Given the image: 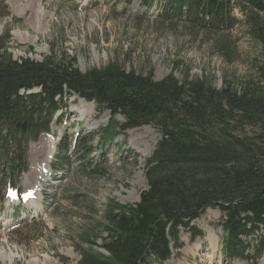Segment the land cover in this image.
Segmentation results:
<instances>
[{
  "label": "trees",
  "instance_id": "obj_1",
  "mask_svg": "<svg viewBox=\"0 0 264 264\" xmlns=\"http://www.w3.org/2000/svg\"><path fill=\"white\" fill-rule=\"evenodd\" d=\"M153 1L143 3L151 7ZM162 2L165 19L214 32L232 29L238 9L261 42L264 59V0ZM9 38L8 31L0 36V199L6 188L20 193L21 177L29 171V141L50 133L56 111L66 110L67 100L78 95L112 115L95 133L103 141L153 123L162 138L146 163L148 189L135 204L108 201L103 223L78 237L77 264H163L173 248H182V230H190L193 239L204 236L192 222L209 208L222 213L225 258L259 263L264 255V60L255 77L224 79L217 88L208 78L180 82L169 74L154 80L116 61L81 72L65 53L61 59L14 60L5 49ZM25 121L23 131L17 125ZM68 147L62 142L56 157L66 159ZM12 214L22 215L18 208Z\"/></svg>",
  "mask_w": 264,
  "mask_h": 264
},
{
  "label": "rangeland",
  "instance_id": "obj_2",
  "mask_svg": "<svg viewBox=\"0 0 264 264\" xmlns=\"http://www.w3.org/2000/svg\"><path fill=\"white\" fill-rule=\"evenodd\" d=\"M164 6L162 0L151 7L143 0H0V36L8 31L5 49L14 60L42 61L51 55L61 59L65 53L81 72L116 61L126 71L152 75L154 80L169 74L180 82L208 78L217 88L224 79L255 77L256 65L264 60L263 46L249 33L238 9L239 22L232 29L214 32L165 19ZM111 116L107 109L100 111L96 103L75 95L67 100L66 110L56 111L51 132L29 141L30 170L20 180L26 199L9 197L8 188L0 199L1 215L12 219L0 221V253H16L11 263L0 258V264H77L78 237L85 228L103 223L108 201L140 200L148 189L146 163L162 130L156 123L143 125L106 142L95 133L111 122ZM117 121L124 119L118 116ZM246 132L254 134L253 129ZM62 142L69 145L66 159L56 157ZM47 157L58 168L53 173L50 168L47 181L36 185L32 168ZM35 188L40 190L38 199L33 198ZM16 208L23 213L19 219L12 215ZM221 216L214 208L203 212L192 225L204 236L193 239L190 230H182V248H173V256L163 264H208L205 254L213 232L218 237L214 264H248L225 258ZM258 264H264V255Z\"/></svg>",
  "mask_w": 264,
  "mask_h": 264
},
{
  "label": "bare ground",
  "instance_id": "obj_3",
  "mask_svg": "<svg viewBox=\"0 0 264 264\" xmlns=\"http://www.w3.org/2000/svg\"><path fill=\"white\" fill-rule=\"evenodd\" d=\"M88 112V111H87ZM82 114H86V113H82ZM87 116V115H86ZM49 136V135H48ZM46 140V139H45ZM46 146V145H44ZM51 151V152H50ZM49 151V154H48V157H51V153L53 151L50 150ZM152 150L149 149L147 150L144 155H148L150 154ZM48 153V152H47ZM46 153V154H47ZM47 156V155H46ZM44 157V156H43ZM48 157L46 159H43L42 160H39L32 168V175L35 177V182H36V185H39V184H42L44 182L47 181V178L50 177V160L48 159ZM133 184V183H132ZM41 187V186H40ZM39 188V186H38ZM38 188H35L34 190V193H35V198L36 199V196H37V199L39 197V192L40 190H38ZM39 201V200H38ZM33 202V200H32ZM209 240H210V248L208 249V253L205 254V255H208L209 256V262L208 264H214V253H215V250L217 249V245H218V237L217 235H215V233H211L209 235ZM200 244L199 243H196V248H199ZM106 250V249H105ZM211 250H212V253H211ZM16 254V253H15ZM15 254L13 253H7V252H4L2 251L0 253V258H2L3 260H8L10 263L12 262L13 258L15 257ZM37 264V263H36Z\"/></svg>",
  "mask_w": 264,
  "mask_h": 264
},
{
  "label": "water",
  "instance_id": "obj_4",
  "mask_svg": "<svg viewBox=\"0 0 264 264\" xmlns=\"http://www.w3.org/2000/svg\"><path fill=\"white\" fill-rule=\"evenodd\" d=\"M18 127H21L23 131H26L27 129V121H25L22 125L18 124Z\"/></svg>",
  "mask_w": 264,
  "mask_h": 264
}]
</instances>
